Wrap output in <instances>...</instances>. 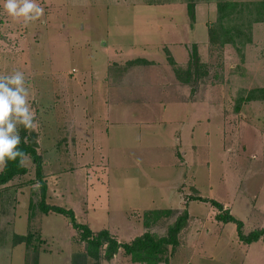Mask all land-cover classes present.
<instances>
[{
	"label": "rangeland",
	"instance_id": "rangeland-1",
	"mask_svg": "<svg viewBox=\"0 0 264 264\" xmlns=\"http://www.w3.org/2000/svg\"><path fill=\"white\" fill-rule=\"evenodd\" d=\"M224 1L258 0H36L44 15L28 26L0 0V75L24 74L39 125L30 134L18 125L19 134L38 143L45 180L64 173L59 194L49 177L47 203L123 241L163 236L190 214L168 262L160 254L149 264H264L261 240L243 243L210 202L191 198L222 203L245 234L264 228V22L253 24L251 44H230L229 34L245 38L234 24L248 31V18L240 5L219 19ZM24 165L26 174L0 183V264H38L43 238L53 256L40 264H71L84 241L66 217L39 211L31 157Z\"/></svg>",
	"mask_w": 264,
	"mask_h": 264
},
{
	"label": "trees",
	"instance_id": "trees-1",
	"mask_svg": "<svg viewBox=\"0 0 264 264\" xmlns=\"http://www.w3.org/2000/svg\"><path fill=\"white\" fill-rule=\"evenodd\" d=\"M240 5L244 7V11H246V16L248 18L247 22L240 21V23L242 28L244 30L247 29L248 31L241 30L242 31L241 32L239 29V25L237 26V24H234V26L236 27L235 29H237L236 35L241 34L242 36L243 35L245 36V38H242L240 41H235L233 35L229 34L230 35L229 43L234 46L237 43H240L243 46L246 44H251L252 43L251 30L253 24L264 22V0H258L253 2L251 1L249 3H245V2L238 3L237 1L221 2L217 5L219 19H222L224 16L230 17L237 11V8ZM243 7L241 11H243ZM187 11L189 17L191 18V21H194L195 8H194V3L192 1L188 2ZM232 29L233 28H229L230 31ZM190 60L193 63L192 64L193 72L195 74V79H196L197 76L196 67L199 64L198 63L199 58L195 45L192 48ZM258 91L260 95L259 97H257V100L259 99L264 100V88L263 87L259 88ZM20 137H21V143L19 145V149L25 152L27 156L31 157L32 162L34 163L35 166L34 167L35 178L40 188V193H39L40 198L37 203L39 211L43 214L53 212L65 216L68 219L72 228L77 230L78 233L80 234V240L84 241L86 247V254L91 259L94 260L93 264H100L101 260H110L117 253L119 248H122L126 253V255L130 256V260L132 262H137V263L145 262V264H149L150 261H153L152 260L153 258L151 257V255H153L155 257L154 260H156L157 263L158 261H160V257H161L160 254H163L165 262H168L169 257L171 255L169 254L168 256L165 255L168 250L167 246L170 245L172 249L171 251L173 252L174 247L178 245L179 242L178 234L186 226L187 220L189 218V213L186 209L176 217V219L171 225L167 227V233L163 236L155 237L154 234L150 233L149 231H145L143 234L134 237L129 242H120L117 241V239L107 229H101L99 231L94 232L90 229V227L87 224L80 223L77 221L75 212L72 208H67L64 206L47 203L46 201L47 182L44 178L42 155L39 154L37 151L38 143L32 138L28 137V135H26L24 131L23 132L21 131ZM25 137L27 138V143L24 142ZM18 160L19 158H17V161H9L7 167L3 171H0V183H6L12 180L16 176L24 175L27 173L28 168L25 165L22 167L19 166ZM191 198L195 200L210 202L218 211V213L215 215V219L223 223L233 222L236 226L237 236L239 240L242 241L243 243L250 244L258 240H261L264 243V228L254 229L249 233L245 234L242 229L243 227L242 221L235 218L228 209L223 207L222 203L213 199L203 198L201 196H197V197L193 196ZM30 207H32L31 204ZM154 211H160V210H152L151 213H153ZM148 212L150 211H147L146 213ZM146 213L145 215L146 217H148L149 214ZM159 213L160 215L162 214L163 216H169L171 213V209H164L161 210ZM31 214L32 213H30L29 215ZM145 223L147 222L145 221ZM150 226H152V224ZM32 236H33L32 232H29L27 233L26 237L24 238L21 237V240L30 241V238ZM101 252L103 253V255H101Z\"/></svg>",
	"mask_w": 264,
	"mask_h": 264
},
{
	"label": "clouds",
	"instance_id": "clouds-1",
	"mask_svg": "<svg viewBox=\"0 0 264 264\" xmlns=\"http://www.w3.org/2000/svg\"><path fill=\"white\" fill-rule=\"evenodd\" d=\"M3 8L13 22H22L24 26L44 15V8L36 0H4ZM29 95L22 72L0 75V171L7 167L9 161L19 158L18 164L22 167L27 159V154L19 149L18 125H22L28 134L39 127ZM24 142L27 143L26 137Z\"/></svg>",
	"mask_w": 264,
	"mask_h": 264
},
{
	"label": "crops",
	"instance_id": "crops-1",
	"mask_svg": "<svg viewBox=\"0 0 264 264\" xmlns=\"http://www.w3.org/2000/svg\"><path fill=\"white\" fill-rule=\"evenodd\" d=\"M108 118V117H107ZM109 119V118H108ZM110 126V125H109ZM64 174V173H63ZM63 174H60V175H58V174H56V175H50L51 176V178L53 179V182H55L54 184H56V188L55 189H53V190H55V191H58V192H56V193H60V191H59V189H60V187H58V182H59V178H60V176H62ZM83 175V177H84V179H85V176H84V173L82 174ZM50 176H47V178H46V182H47V197H48V193H49V190H50V188H51V186L49 185V177ZM74 212H75V216L77 217V219H78V215H77V211H76V209H74ZM50 213V212H49ZM48 214V213H47ZM61 215V214H60ZM190 215V214H189ZM65 217V216H64ZM64 220H66L65 218H64ZM66 222H67V220H66ZM85 222L86 223H88V220H85ZM71 226V225H70ZM71 228H72V226H71ZM73 229V228H72ZM71 229V233H72V236H74V234H73V230ZM141 229V228H140ZM91 230H93V231H95V229H91ZM138 231H139V228H138ZM109 232H111V233H113L114 235H115V237L116 238H118V241H120V242H129V241H131L134 237H136V236H134V235H132V236H130L129 238H127L126 239V241H123L122 240V238H121V236H119V234L117 233V230H115V229H113V228H110L109 229ZM43 233V232H42ZM44 234V233H43ZM139 232H138V236H139ZM71 236V238L74 240V237H72ZM42 238V237H41ZM128 240V241H127ZM43 241L44 242H42L43 243V245L41 246V252H39V256H38V264H40V261H43L44 260V258L42 257V255H45V256H48V257H50V261H51V256H53V251H51V248L50 247H47L46 248V246H45V239L43 238ZM75 241V240H74ZM69 244L71 245V246H73V241H70L69 242ZM45 246V248H43ZM79 247H77V249H75V251H76V253H74L75 251H74V249H73V251L71 250L70 251V257H69V262L71 263V264H75V263H77V264H93L94 263V260L93 259H91L87 254H86V247H85V245H83L82 243L80 244L79 243V245H78ZM73 252V253H72ZM74 254H78V255H74ZM121 257V258H120ZM117 256V254L116 255H114L110 260H101V262H100V264H103L104 262H115V264H120V263H123L124 262V260H126V261H130L131 263H133V264H138L137 262H132L131 260H130V258H127V256ZM22 258V261L24 262V260H23V257H21ZM47 258V257H46ZM50 261L48 262V264H50ZM45 264H47V263H45Z\"/></svg>",
	"mask_w": 264,
	"mask_h": 264
}]
</instances>
